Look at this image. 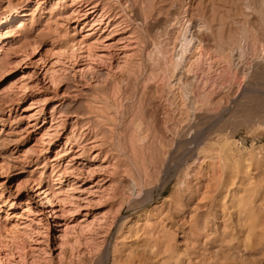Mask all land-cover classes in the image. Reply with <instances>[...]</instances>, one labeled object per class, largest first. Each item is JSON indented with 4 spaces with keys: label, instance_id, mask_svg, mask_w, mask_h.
Returning a JSON list of instances; mask_svg holds the SVG:
<instances>
[{
    "label": "rangeland",
    "instance_id": "374dc122",
    "mask_svg": "<svg viewBox=\"0 0 264 264\" xmlns=\"http://www.w3.org/2000/svg\"><path fill=\"white\" fill-rule=\"evenodd\" d=\"M182 16L264 89V0H0V264H264V100L158 93Z\"/></svg>",
    "mask_w": 264,
    "mask_h": 264
},
{
    "label": "bare ground",
    "instance_id": "6f19581e",
    "mask_svg": "<svg viewBox=\"0 0 264 264\" xmlns=\"http://www.w3.org/2000/svg\"><path fill=\"white\" fill-rule=\"evenodd\" d=\"M173 22H175V24L171 23L172 30L169 36L171 47L166 49L165 54L162 57L163 69L158 71L157 73L153 72V75L150 78L153 81L158 83L157 84L159 88L158 93L160 95H162L163 93L164 94L166 93L167 97L170 99L171 102L173 103L178 102V100L180 99L179 95H181V89L177 83L171 84L170 81L174 78L175 72L179 71L181 76L189 79L188 93L190 97L192 98V100H193V96H198L199 91L202 90L204 91L203 101L210 103L212 97L218 95L220 91L222 90V88H227V91H229L233 87L234 84H237L236 85L237 92L231 98L233 105H235L237 102L240 103L241 99L242 101L243 99L248 100L247 98L253 99V101L259 100V99L264 100V89L262 90L258 88L255 84H251V82L248 81L249 75L247 73L239 77L237 74V69H235L232 72L231 59H229V57L226 54L215 56V55H211L210 52L203 51V46H202L203 39L201 35H199L198 33L199 30L197 31L196 30L197 28H196L195 33L193 34V21H192L191 16L189 17L182 16L180 19H175V21L173 19ZM186 23H187V26H185ZM179 43H180V47H179V51L177 52L175 50H176L177 45H179ZM218 48L220 47L218 46ZM253 48L254 50H259L263 52L264 51V40L260 41L257 45H255V47L253 46ZM153 59L155 61V58ZM249 68H250V72H257V70L262 71L264 69V56L261 58L255 59V61L253 60V62H251L250 64V67H248V69ZM198 71L199 72L201 71L202 75L199 74ZM217 71H218V76L221 77L219 78V82L215 83L213 86L209 88L206 86L204 87L202 86L203 89H201L200 82L201 80H203L202 79L203 73L205 75L203 78L207 81L208 80L207 78H210V76L213 78V75H210V73L212 72L213 74H215ZM231 108L233 107L225 106L222 109L217 108V110L214 109L213 114H219V113L222 114L223 112H226L230 110ZM195 109L197 110L196 112L202 111L198 108H195ZM192 114H193V108H192ZM184 116L185 115L181 117V120L185 119ZM190 125H193V120L192 122H190ZM187 139H185L184 141L186 142V144L189 145V147L187 146L188 147L187 151L189 152V155L188 154L187 155L189 156L188 158L190 159L193 157V154H194L193 145L190 146V144H193V139H194L193 135H191L189 140ZM140 141L143 142V136L140 137ZM185 142L183 144H185ZM198 143L199 141H197L195 144L196 148H197Z\"/></svg>",
    "mask_w": 264,
    "mask_h": 264
}]
</instances>
